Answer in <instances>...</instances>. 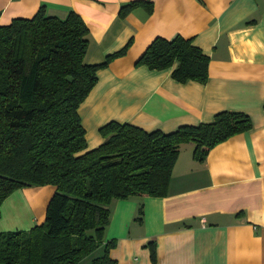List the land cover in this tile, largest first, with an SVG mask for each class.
<instances>
[{
	"label": "crops",
	"instance_id": "crops-1",
	"mask_svg": "<svg viewBox=\"0 0 264 264\" xmlns=\"http://www.w3.org/2000/svg\"><path fill=\"white\" fill-rule=\"evenodd\" d=\"M129 1L0 0L1 24L41 7L59 18L79 14L89 29L91 64L130 42L126 54L97 72L78 108L86 150L103 142L99 130L111 120L169 133L238 110L253 126L216 145L204 161L193 157V143H184L167 195L113 199L105 230V241L115 242L111 257L117 264H264V0H153L152 12L137 7L121 18ZM178 34L210 57L206 83H181L172 67L136 64L155 37ZM55 189L12 192L1 205L0 232L41 224Z\"/></svg>",
	"mask_w": 264,
	"mask_h": 264
},
{
	"label": "trees",
	"instance_id": "trees-1",
	"mask_svg": "<svg viewBox=\"0 0 264 264\" xmlns=\"http://www.w3.org/2000/svg\"><path fill=\"white\" fill-rule=\"evenodd\" d=\"M153 0L120 7L125 18ZM89 29L79 14L46 15L0 23V217L16 189L52 185L45 220L28 230L0 232V264H80L103 247L91 264H117L105 241L113 199L168 193L184 143L204 161L216 145L253 126L238 110H222L210 122L181 125L165 133L111 120L100 128L103 142L87 149L78 112L96 85L100 69L126 54L130 42L99 63H88ZM210 57L180 34L157 36L137 59L151 69L172 67L174 80L206 83ZM264 107V106H263ZM143 209L139 208L141 218ZM155 256L154 242L149 244Z\"/></svg>",
	"mask_w": 264,
	"mask_h": 264
},
{
	"label": "rangeland",
	"instance_id": "rangeland-1",
	"mask_svg": "<svg viewBox=\"0 0 264 264\" xmlns=\"http://www.w3.org/2000/svg\"><path fill=\"white\" fill-rule=\"evenodd\" d=\"M103 249H104L103 247L99 248V249L96 250V252L93 253L91 256H88L87 259L82 260L80 264H91V262H90L91 259H92L93 257H95V256L101 255V254L103 253Z\"/></svg>",
	"mask_w": 264,
	"mask_h": 264
}]
</instances>
